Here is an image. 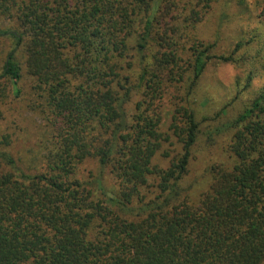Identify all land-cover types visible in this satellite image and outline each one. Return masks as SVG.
I'll return each mask as SVG.
<instances>
[{"label": "trees", "instance_id": "trees-1", "mask_svg": "<svg viewBox=\"0 0 264 264\" xmlns=\"http://www.w3.org/2000/svg\"><path fill=\"white\" fill-rule=\"evenodd\" d=\"M244 1L0 0L14 25L0 26L14 39L0 76L18 96L25 80L42 130L29 160L0 149V264L264 262V85L197 200L186 184L200 134L189 99L208 64H239L255 40L219 51L200 26ZM261 42L251 57L264 69Z\"/></svg>", "mask_w": 264, "mask_h": 264}, {"label": "rangeland", "instance_id": "rangeland-1", "mask_svg": "<svg viewBox=\"0 0 264 264\" xmlns=\"http://www.w3.org/2000/svg\"><path fill=\"white\" fill-rule=\"evenodd\" d=\"M264 0H245L242 5L237 2L218 4L201 23V33L207 41L216 42L215 49L229 50L240 39L255 40L239 50V55L247 59L240 63L211 62L199 80L195 91L190 97L192 107L200 122V134L194 151V159L190 166L187 185L193 186L190 195L194 200L200 192L207 188L209 167L228 159V144L231 136L230 122L249 104L250 100L264 85V69L262 63L254 62L252 57L255 49L264 40V21L257 15ZM258 2V3H257ZM3 28L13 27L11 19H0ZM204 38V39H205ZM260 40V41H259ZM14 48L12 37L0 36V74L7 53ZM264 52V51H263ZM24 54L16 52V60L20 64V71L25 76ZM250 70L255 71L251 84H248ZM23 93L18 96L14 92L13 84L7 77L0 76V149L7 147L18 159H30L37 151L40 139V122L28 109V87L25 80L21 83ZM182 93L175 92L164 101L165 108H173V101H180ZM21 97V98H20ZM167 113V111L165 110ZM165 113V122L167 115ZM167 126V123L165 127ZM8 136L9 144L6 145ZM167 150L170 157L162 152L156 156L155 162L166 167L172 157V145ZM166 150V151H167ZM95 164L86 165V170ZM264 264V262L262 263Z\"/></svg>", "mask_w": 264, "mask_h": 264}]
</instances>
